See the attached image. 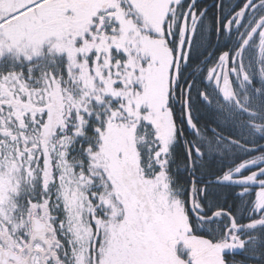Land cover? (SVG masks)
I'll return each instance as SVG.
<instances>
[{"label":"snow or ice","instance_id":"obj_1","mask_svg":"<svg viewBox=\"0 0 264 264\" xmlns=\"http://www.w3.org/2000/svg\"><path fill=\"white\" fill-rule=\"evenodd\" d=\"M0 264H264V0H0Z\"/></svg>","mask_w":264,"mask_h":264}]
</instances>
